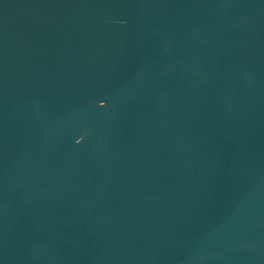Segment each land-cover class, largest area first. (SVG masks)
Returning a JSON list of instances; mask_svg holds the SVG:
<instances>
[{
  "label": "water",
  "instance_id": "water-1",
  "mask_svg": "<svg viewBox=\"0 0 264 264\" xmlns=\"http://www.w3.org/2000/svg\"><path fill=\"white\" fill-rule=\"evenodd\" d=\"M0 264H264V0H0Z\"/></svg>",
  "mask_w": 264,
  "mask_h": 264
}]
</instances>
